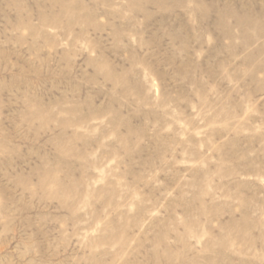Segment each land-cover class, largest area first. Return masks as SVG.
Instances as JSON below:
<instances>
[{"label": "rangeland", "instance_id": "rangeland-1", "mask_svg": "<svg viewBox=\"0 0 264 264\" xmlns=\"http://www.w3.org/2000/svg\"><path fill=\"white\" fill-rule=\"evenodd\" d=\"M0 264H264V0H0Z\"/></svg>", "mask_w": 264, "mask_h": 264}]
</instances>
